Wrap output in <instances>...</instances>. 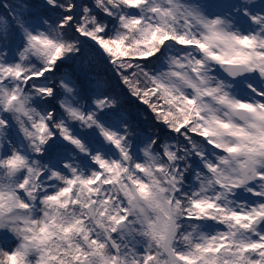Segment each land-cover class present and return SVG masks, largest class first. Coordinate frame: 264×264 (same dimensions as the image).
Listing matches in <instances>:
<instances>
[{
  "label": "snow or ice",
  "instance_id": "6c2138e0",
  "mask_svg": "<svg viewBox=\"0 0 264 264\" xmlns=\"http://www.w3.org/2000/svg\"><path fill=\"white\" fill-rule=\"evenodd\" d=\"M0 264H264V0H0Z\"/></svg>",
  "mask_w": 264,
  "mask_h": 264
}]
</instances>
